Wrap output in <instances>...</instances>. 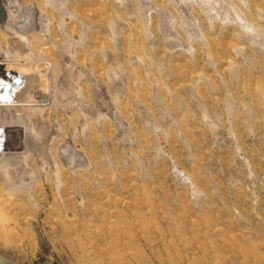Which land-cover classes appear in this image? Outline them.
Returning <instances> with one entry per match:
<instances>
[{
    "label": "rangeland",
    "instance_id": "1",
    "mask_svg": "<svg viewBox=\"0 0 264 264\" xmlns=\"http://www.w3.org/2000/svg\"><path fill=\"white\" fill-rule=\"evenodd\" d=\"M0 126V264H264V0H0Z\"/></svg>",
    "mask_w": 264,
    "mask_h": 264
},
{
    "label": "bare ground",
    "instance_id": "2",
    "mask_svg": "<svg viewBox=\"0 0 264 264\" xmlns=\"http://www.w3.org/2000/svg\"><path fill=\"white\" fill-rule=\"evenodd\" d=\"M4 36H6L5 34H4ZM19 55V54H18ZM4 58H6V60H8V61H11V62H13L12 61V59H11V54L9 55V53H7L6 54V56L4 57ZM2 61H5V60H2ZM17 61V60H16ZM4 63V62H3ZM12 65L16 68V69H18V70H26L28 67H30V66H32V65H34V64H32L30 61H26V60H24V61H17V62H13L12 63ZM9 125V124H8ZM21 126V125H20ZM20 126H16L15 128H14V130H13V133H12V136H10L9 135V130H8V128H7V126H0V127H2V128H4L5 129V135L3 136L2 134H0V144H1V142L3 143V141L2 140H5V143H4V147L6 148V149H9V148H12V146L13 145H15V144H17V142H18V140H16V138H17V136L19 135V133L22 131V129H23V131L25 130V126H22V127H20ZM14 127V126H13ZM11 130V129H10ZM16 137V138H15ZM10 138H12V139H10ZM15 139V140H14ZM18 139V138H17ZM3 147V148H4ZM14 147V146H13ZM16 148V147H15ZM4 150V149H3ZM0 153H5L4 151H2V150H0ZM7 153V152H6ZM6 155V154H5Z\"/></svg>",
    "mask_w": 264,
    "mask_h": 264
},
{
    "label": "built area",
    "instance_id": "3",
    "mask_svg": "<svg viewBox=\"0 0 264 264\" xmlns=\"http://www.w3.org/2000/svg\"><path fill=\"white\" fill-rule=\"evenodd\" d=\"M5 132H6L5 129L0 127V134H2L4 136ZM2 141H3V143L1 142V144H0V150H3L4 143H5V140H2Z\"/></svg>",
    "mask_w": 264,
    "mask_h": 264
}]
</instances>
